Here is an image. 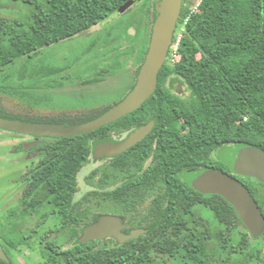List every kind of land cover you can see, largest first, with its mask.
Wrapping results in <instances>:
<instances>
[{
  "label": "trees",
  "instance_id": "obj_1",
  "mask_svg": "<svg viewBox=\"0 0 264 264\" xmlns=\"http://www.w3.org/2000/svg\"><path fill=\"white\" fill-rule=\"evenodd\" d=\"M127 1L24 0L32 7L26 19L0 17V72L21 58H31L42 48L98 24ZM186 2L178 22L185 23L175 60L163 65L154 93L139 108L92 132L51 137L38 147L42 157L27 179L22 201H27L25 208L31 209L38 200L56 204L59 229L69 237L58 247L43 242V254L50 264H264V223L260 233L252 236L226 199L202 194L190 185L191 177L198 172L223 169L222 162H214L211 156L214 149L228 144L264 150V0ZM193 4L197 7L191 11ZM137 6L146 35L137 59L140 64L150 38L151 0ZM178 35L177 30L174 38ZM172 75L173 83L180 80L185 84L187 96H176L164 85V79ZM102 111L58 122H84ZM149 119L155 120L152 132L161 133V140L170 137L174 141L165 152L166 164L139 174L134 185L129 182L123 190L106 194L108 211L126 213L144 224L147 232L122 244L114 239L78 242L83 227L93 222L105 206L98 166L88 177L91 188L74 200L77 175L88 163L93 143L107 132L119 130L117 126L127 129ZM175 120L180 121L177 128L173 126ZM181 131L187 135H165ZM195 163L200 169L191 172ZM235 177L249 189L264 217V184L249 176ZM165 195L170 196L172 207L166 208L164 201L157 200ZM150 196V205L143 206ZM196 206L211 213L207 220L202 217L199 245L194 240L195 221L191 222L196 218ZM153 211L171 213L159 217L156 232L149 228Z\"/></svg>",
  "mask_w": 264,
  "mask_h": 264
},
{
  "label": "rangeland",
  "instance_id": "obj_2",
  "mask_svg": "<svg viewBox=\"0 0 264 264\" xmlns=\"http://www.w3.org/2000/svg\"><path fill=\"white\" fill-rule=\"evenodd\" d=\"M160 1L157 0L154 14ZM196 7L197 4L191 5V11ZM31 10L24 0H0L2 18L24 20ZM141 19L135 4L42 48L31 58L5 66L0 72V116L63 124L58 122L62 118L102 111L121 101L135 85L140 67L137 59L146 41ZM183 29L180 23L178 33ZM32 140L31 135L0 129V242L13 264H43L40 245L44 234L46 240L56 244L69 241L68 234L58 229V215L51 214L50 205L38 209L35 220L20 214L22 175L36 161L33 152L27 157L23 147L31 148L28 142ZM96 166L98 160H91L79 172L78 197L85 192L81 188L83 179ZM195 211L205 219L211 218V213L202 207ZM44 213H48V218L43 219ZM251 239L247 237L248 241ZM258 239L262 241L261 237Z\"/></svg>",
  "mask_w": 264,
  "mask_h": 264
},
{
  "label": "water",
  "instance_id": "obj_3",
  "mask_svg": "<svg viewBox=\"0 0 264 264\" xmlns=\"http://www.w3.org/2000/svg\"><path fill=\"white\" fill-rule=\"evenodd\" d=\"M135 1L128 0L118 11L131 7ZM180 8L181 0L160 1L151 27L148 48L136 75L135 85L121 101L91 120L70 125L27 122L0 116V129L35 136H76L94 131L139 108L157 87V76L165 63L172 43ZM152 126V122L138 126L120 142L98 141L93 151L96 156L103 151L110 154L120 152L143 138ZM226 162L235 174L253 177L264 184V150L255 146L232 147L226 153ZM190 185L203 194L212 193L222 196L234 207L252 236L260 233L264 223L263 214L249 189L238 178L221 170L210 169L194 174L190 179ZM125 227L120 217L102 214L83 228L77 241L83 243L112 236L122 243L145 231L137 228L131 230L129 234H123L121 228ZM0 258H5L1 245Z\"/></svg>",
  "mask_w": 264,
  "mask_h": 264
},
{
  "label": "flooded vegetation",
  "instance_id": "obj_4",
  "mask_svg": "<svg viewBox=\"0 0 264 264\" xmlns=\"http://www.w3.org/2000/svg\"><path fill=\"white\" fill-rule=\"evenodd\" d=\"M142 1L143 0H136L132 4V6L135 5V4H139ZM156 3H157V0H151V21L152 22H154L155 18H156V14H154L155 13L154 7L156 6ZM186 3H187L186 0H181L180 15H181V12H182L183 8L185 7ZM179 18H180V16H179ZM179 18H178V21H177V24H176V28H175L174 33H173V38H174V35H175L176 31H177V25H178V22H179ZM152 22H151V24H153ZM147 48H148V44H147ZM146 51H147V49H146ZM168 62H169L168 58L166 57V60H165L164 64H168ZM137 73H138V71L136 72V75H137ZM135 78H136V76H135ZM174 78L175 77L172 75V76H169L166 79H164V85L170 90V92L172 94H174L176 96H180V97L187 96L188 95V91H187V88H186L185 84L180 82V80H176L175 83H173L172 80H174ZM135 81H136V79H135ZM107 109H108V107L103 109V111L101 113H103ZM101 113H99L98 115H100ZM98 115L93 116L91 119H93L94 117H96ZM8 119H15V118H8ZM91 119H88V120H91ZM88 120H86V121H88ZM20 121H22V120H20ZM27 122H29V121H27ZM150 122L153 123V126H152L151 130L143 138H141L140 140L136 141L133 145L127 147L126 149H124V150H122L120 152H117V153H112V154L107 153L106 151H103L101 154H99L97 156L94 153L93 149H94V145L96 144V142L102 141V140H110V141H113V142H120V141L124 140L127 137V135L129 134L130 131H132L133 129L137 128L138 126L145 125V124H148ZM77 123H81V122H77ZM110 123H112V122H110ZM110 123H108V124H110ZM70 124H76V123H70ZM70 124H66V125H70ZM108 124H106V125H108ZM155 125H156L155 120L154 119H149V120H146V121H144L143 123H141L139 125H136V126H133V127H129L127 129H122V128H120V126H117V127H119L118 128L119 130H111L110 132H107L105 134V136H103L102 138H100L99 140H97V141H95L93 143L92 152L90 154L88 163L91 160H98V167L100 168L101 173H102V177H103V182L101 183V191L104 193V201H105V206L102 209L103 211L98 213L97 217L99 215H102V214H111V215H115V216L120 217L122 219L123 224L126 226L125 228H121V232L123 234H129L131 230L137 229V228L144 229L145 231L142 234H145L147 232V228L144 226V224H139L134 219L129 218L126 215V213H124V212L113 213L111 211H108L109 209H107V207H106V204H107L106 203V194L109 191L113 190V189L119 190L121 188L120 190H123L124 187H126L129 182H131L129 184L134 185V181H135L136 177L139 174H142V173L150 170L152 167H157L158 169H160V167H162L161 164H163V165L166 164L165 163V159H164L165 158V152L167 151L169 146L174 144V141H171L170 137L166 138V139L163 138V140H161L160 139L161 136H162L161 133L152 132V130L154 129ZM103 126H105V125H103ZM173 126L175 128L179 127L180 126V121L179 120H175L173 122ZM19 134H23V133H19ZM24 135H29V134H24ZM165 135L167 137L168 136L177 137V136H185L187 134H186V132L181 131V132H173L171 134L167 133ZM31 137L33 138V140L31 142L30 141L28 142V145L30 144L31 148L26 149V147H27V145H26L25 148L23 147V149H25L27 157H28V153H32L33 152V154L36 157V161L33 164V166L27 168L26 171L22 175V181L24 183V186H23V190H22V195L20 197V208H19L20 214L22 216H24V218L26 217L25 219L35 220V218H36L35 212L38 209H40L41 207H45L46 205H50L53 208L51 214L57 213L58 219H59V214L57 212L56 207L54 206L56 204H54L52 201L50 203H48L47 200H44L43 202L41 200H38V202L35 205L34 209L25 208L24 204H26L27 201L26 202L22 201L23 197H24L25 189L27 187V185H26L27 182H28L27 179L30 177V175L32 173V170L38 165V163H39V161H40V159L42 157V151H40L38 147H40L45 142H49L50 139H51V136H35V135H31ZM53 137H55V136H53ZM231 148L232 147L227 144L221 150H220V148L214 149L211 152V156L213 157L214 162H216V161L222 162V164H223L222 168L223 169L221 171H224V172H226V173H228V174H230V175L235 177V173L232 171V169H231L230 165L228 164V162H226V153ZM161 161H163V163ZM198 163H199V161H198ZM82 168H81V170H82ZM163 168L167 169L168 165L164 166ZM198 169H200V165L195 163V167L191 168L189 170H191V172H193V171L196 172L195 170H198ZM215 170H220V169H215ZM90 173L82 181L83 182V186L87 190L84 187H81V188H83V190H85V192H83L79 197H78V194H79V191H80V186H79V183H78V175H77L78 190L76 192V195L74 196V200L81 199L82 196L84 195V193H86L90 189V188L88 189V187L92 186L91 183H89V181H88L89 180L88 177H89ZM113 173H114V175L112 176ZM152 199H153L152 196L145 198L143 206L148 207L150 205V202H151ZM157 200L164 201L165 202L164 205H165L166 208L172 207V206H170V196H168V195H165V196H162V197L159 196L157 198ZM121 207H123V206L121 205ZM197 207L201 208V206H196L195 208H197ZM120 210H122V209H120ZM95 212L97 214V211H95ZM48 213H44L43 214L44 215L43 219L48 218L47 217ZM195 213L196 214L194 216L196 218H192L193 221L191 220V222L195 221V223H194L195 224L194 240L198 241V245H199V244H201L200 241H201V236H202V232H203L202 216H201L200 213H198L196 211H195ZM162 215L169 217V216H171V213L170 212L169 213H161L159 211L158 212L153 211L150 214V216H151L150 217V222H151L150 224L151 225L149 226V228L151 230H153L154 232H156V229L158 228L159 223L161 222L159 217L162 216ZM97 217H96V219H97ZM164 222H166L165 224H168L167 221H164ZM59 227H60V224L58 226V229H59ZM142 234H140V235H142ZM103 239H107V240L114 239L117 243H119L117 241V239L115 237H112V236L111 237H106V238H103ZM126 241H128V240H125L124 242H126ZM43 242H50V241L46 240V234H44L43 237H42L41 245H40V251H41V256H42V259H43V264H50L49 262L46 261L45 256L43 254L44 253V251H43ZM124 242H122V243H124ZM50 243H54V242H50ZM71 243H72V241H71ZM122 243H119V244H122ZM0 245H1V247H2V249L4 251V255H5V258H0V264H13L11 259L7 256V254H6L5 250H4V247L1 244V242H0ZM54 245L56 247H58L60 244L54 243Z\"/></svg>",
  "mask_w": 264,
  "mask_h": 264
},
{
  "label": "built area",
  "instance_id": "obj_5",
  "mask_svg": "<svg viewBox=\"0 0 264 264\" xmlns=\"http://www.w3.org/2000/svg\"><path fill=\"white\" fill-rule=\"evenodd\" d=\"M184 23L185 22H183V25H184ZM180 36H181V34L179 33V35L177 37L173 38L172 43L170 45L168 55H167L168 61L170 63H172L175 60L177 48H178L179 41H180Z\"/></svg>",
  "mask_w": 264,
  "mask_h": 264
}]
</instances>
